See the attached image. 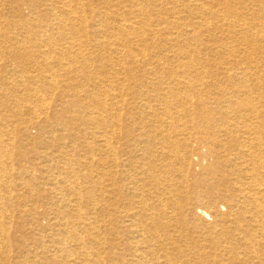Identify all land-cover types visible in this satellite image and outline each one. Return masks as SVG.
<instances>
[{
    "label": "bare ground",
    "instance_id": "6f19581e",
    "mask_svg": "<svg viewBox=\"0 0 264 264\" xmlns=\"http://www.w3.org/2000/svg\"><path fill=\"white\" fill-rule=\"evenodd\" d=\"M104 1L0 0L19 17L0 12V264H264V0ZM18 126L60 163L45 225L12 201L39 186Z\"/></svg>",
    "mask_w": 264,
    "mask_h": 264
},
{
    "label": "rangeland",
    "instance_id": "374dc122",
    "mask_svg": "<svg viewBox=\"0 0 264 264\" xmlns=\"http://www.w3.org/2000/svg\"><path fill=\"white\" fill-rule=\"evenodd\" d=\"M255 5L259 4V1L257 0H253ZM97 3V1H95ZM106 2V0L104 1ZM108 3H110V5L114 4L113 6V11H110L109 13L112 16H116L118 17V14H120V12L125 9L128 8L130 6H132L134 3L128 0H107ZM144 5V4H143ZM47 6L42 5L40 8L42 9V12L40 13H45ZM125 7V8H124ZM14 9V3L13 4H4L3 6L0 7V12H3L5 15H9V21L13 20H18L19 17H17V15H15L12 11ZM154 9V8H151ZM156 10V12H158V9H154ZM247 12V11H246ZM26 13L27 12L26 10ZM182 15L187 16L186 19L191 20L192 17L190 14H185L182 13ZM110 16V17H112ZM248 16V15H247ZM160 18H165L162 17V15H160ZM248 18L253 19V17L251 15L248 16ZM158 27H163L165 28L166 25L165 24H161ZM5 29H7V31L9 32L10 35H12L13 32H16L15 29H9L8 27H6ZM216 33V32H215ZM217 35H221L219 32L217 33ZM155 39L151 42V45L148 49L149 54L152 53H158L160 46L162 44H164L165 38H166V34H159L157 36H154ZM237 38V37H236ZM227 40L231 41V38H227ZM213 43H208L206 45V48L209 49H214V50H204L202 52L201 55H203L204 57H209L211 55H213L216 49H220L219 46H212ZM169 46V45H168ZM210 46V47H209ZM205 48V47H204ZM163 54V53H162ZM206 54V55H205ZM166 56L168 57L167 59H170L169 61H163L162 60V65H164V70L162 69L161 71L165 72L166 75H169L170 73H175L178 70V66L183 65V61L182 59H179L175 56L173 51H169ZM260 59V57H259ZM121 61H123V59H120ZM261 61H264V58H262ZM264 64V62L262 63ZM11 67V66H10ZM261 68V67H260ZM10 70L12 68H9ZM181 70V68H180ZM3 73L6 71V69L4 68ZM262 71V72H261ZM134 72H136V74H141L143 72H141L138 69H135ZM264 71L262 69L259 70V73H263ZM7 82H11V84L15 83V78L12 79H8ZM7 92V91H5ZM28 118V117H27ZM26 118V119H27ZM76 125L79 126L80 129H82V133L88 132L90 131L89 128L87 127V124H82V123H78L76 122ZM15 129V134L19 137L20 141L19 143L21 144V146L23 145V149L26 152V160L23 162V164L27 167V169L24 170V175L26 176H31V175H36V183L39 185L38 186V190H30V189H24L21 188L22 186H14V195L17 196L19 198H15L13 199V203L16 204L17 201H22V200H27L28 201V205L29 208H33L34 205L32 206L31 201H34V203L36 204V211H38L39 213H41V216L39 219V225H45L47 223V216L44 217L47 212L46 210L43 209V207H41V204L45 206V203H49V202H54L57 199V193L53 192V186L51 185V179L49 177H53L56 176L58 174V169H52L50 172H47L44 168V166L46 165V163L48 164H52L55 166H59L60 163L58 161L57 158L54 157V155H52L54 153V151L52 150V148L49 150H47V152L49 153L48 156V162L46 161L45 158H38L39 155L36 153V148H34V144L36 143V141L39 139L40 135H42L43 133L45 134L44 136L46 137V139H50L49 137L51 136V134L49 133H45V132H41L40 130H38L37 128L32 129L31 127L29 128V132L25 133L24 131V127L22 126H18V127H14ZM42 147V146H40ZM17 179H15L14 177V181L16 182ZM15 185V184H14ZM40 194V195H39ZM50 194V195H48ZM41 202V204H40ZM15 213H16V220L14 222L13 225V229L14 230H19L21 234H24L25 236H32V237H37L38 234L41 233V231L39 230V228L36 226V222L26 215L21 214V210H19L18 208L15 209ZM18 221V222H17ZM211 221V220H210ZM98 238L103 242V245L106 244V242H112V240L114 239V234L111 231V225H108V228H105L103 225L100 228V231L97 233Z\"/></svg>",
    "mask_w": 264,
    "mask_h": 264
}]
</instances>
